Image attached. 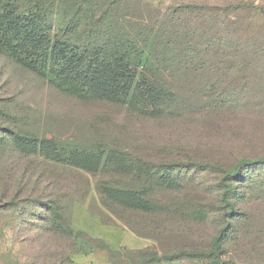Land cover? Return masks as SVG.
<instances>
[{
    "label": "rangeland",
    "instance_id": "1",
    "mask_svg": "<svg viewBox=\"0 0 264 264\" xmlns=\"http://www.w3.org/2000/svg\"><path fill=\"white\" fill-rule=\"evenodd\" d=\"M229 4H241L232 61L182 70L161 114L61 92L0 52V264H143L179 253L163 264H264V0H125L119 10L158 22L177 6ZM16 134L98 153L91 161L71 150L79 165H64L21 151ZM110 150L126 166H104ZM106 184L145 195L126 205L101 191ZM50 203L70 219L72 237L44 231Z\"/></svg>",
    "mask_w": 264,
    "mask_h": 264
},
{
    "label": "trees",
    "instance_id": "2",
    "mask_svg": "<svg viewBox=\"0 0 264 264\" xmlns=\"http://www.w3.org/2000/svg\"><path fill=\"white\" fill-rule=\"evenodd\" d=\"M124 1L0 0V52L61 92L83 99L129 103L139 112L154 114L168 111L175 103L174 83L182 70L191 67L190 70L207 73L212 70L211 63L232 61L226 49H237V45L233 46L235 41L230 30L231 25L239 21L232 19L233 12L241 8V4H229L225 8L177 6L168 9L162 14L164 17L155 22L143 16L121 13L119 8ZM243 9L250 14L248 22L254 21L253 8ZM257 11L264 17L263 7ZM183 15L186 16L182 18ZM205 65L208 69L201 68ZM14 141L23 152L43 153L52 161L76 167L79 164L70 161L74 157L71 150L84 154L91 161H94L93 153H98V148H73L53 139L37 141L24 134H16ZM114 152L110 150L103 165L126 166L127 159ZM101 191L113 194L126 205H130L126 198L137 195L142 199L145 195L144 189L109 184L103 185ZM8 206L14 208L17 204L12 199ZM227 206L226 215L229 216L233 209L230 203ZM44 207L42 204L39 208ZM130 207L141 208L134 204ZM49 208L52 217L41 216V222H48L44 231L52 236L54 233L58 237H72L74 229L70 219L55 204L50 203ZM224 233L222 229L217 235L219 247ZM104 244L103 248L113 253L110 243L104 241ZM184 254L163 257L152 254L143 264L180 261V255ZM187 254L196 253L189 251ZM59 262L76 264L69 257H60Z\"/></svg>",
    "mask_w": 264,
    "mask_h": 264
}]
</instances>
